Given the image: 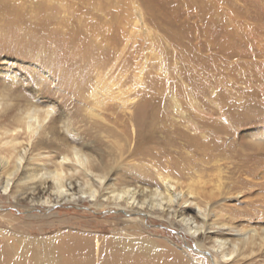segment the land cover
<instances>
[{
	"label": "rangeland",
	"instance_id": "rangeland-1",
	"mask_svg": "<svg viewBox=\"0 0 264 264\" xmlns=\"http://www.w3.org/2000/svg\"><path fill=\"white\" fill-rule=\"evenodd\" d=\"M5 3L7 10L0 13V93L6 94L11 105L34 102L61 113L78 141L67 144L125 172L137 166L154 174L156 164L141 155L119 159L96 141L94 130L92 138L86 136L93 122L89 109L106 120L158 114L168 130L195 137L211 135L220 143V151L212 152L218 154L215 162L195 155L177 139L180 146L169 148L170 154L162 155V164H177L184 171L180 176L183 184L189 179L203 183L198 196L205 201L211 198V208L229 215L233 229L264 228V169L261 164H248L254 169L248 174L242 167L243 154L251 151L244 144L253 143L257 133L264 135V0ZM93 101L102 103L101 110ZM244 117L253 122L237 124ZM201 119L213 125L203 124ZM0 122V158L5 159V165L0 163L1 175L13 162L2 147L10 138L2 130L15 126ZM211 126H222L227 132L213 135ZM58 138L64 139L61 134ZM17 139L25 144L24 136ZM91 140L93 152L86 150ZM34 146L30 156L36 153ZM41 151L49 152L41 161L48 169L64 152L57 143ZM219 171L221 190L217 192L213 185ZM3 181L0 176V184ZM21 190L17 185L10 196L0 194V238L6 237L8 248L17 239L54 240L60 232L81 228L85 233L88 226L99 231L101 225H107L104 221L114 223V213L101 211L86 199L33 210L28 200L18 196ZM160 222L145 226L150 236V231H156L155 239L171 240L185 251V246L194 248ZM259 259L262 262L254 264H264V255ZM208 263L212 264L211 259Z\"/></svg>",
	"mask_w": 264,
	"mask_h": 264
},
{
	"label": "bare ground",
	"instance_id": "bare-ground-1",
	"mask_svg": "<svg viewBox=\"0 0 264 264\" xmlns=\"http://www.w3.org/2000/svg\"><path fill=\"white\" fill-rule=\"evenodd\" d=\"M3 2L0 0V13L7 10ZM37 104L14 106L6 100L4 92L0 93V121L15 126L2 130L3 136L10 137L2 142V147L7 148L13 162L10 168L7 161L9 169L0 175L4 178L0 194L10 196L11 189L20 185L22 190L18 196L28 200L33 210L86 199L91 206L114 213V223L104 221L107 225H101L99 231L88 226L85 233L81 228L60 232L54 240L17 239L11 248L6 237L1 236L0 264H209L210 259L212 264H254L262 260L259 258L264 255V228L233 229L229 215L226 217L211 208V198L205 201L198 196L197 190L202 189L203 183L189 179L184 185L180 181L184 171L181 173L173 162L167 166L161 162L162 155L170 154L169 148L180 146L177 139L195 155H205L213 161L218 154L212 152L220 151V143L214 137H195L189 132L168 130L164 118L158 114L115 116L106 120L89 109L93 122L86 129V136L92 138L94 130L96 141L119 159L125 155V158L141 155L155 162L154 174L143 167H133L140 168L138 176L132 166L126 172L120 167L115 169L67 144L78 142L70 134L68 120L61 113ZM94 105L101 110V102ZM201 121L213 125L210 121ZM252 122L248 117L237 120V124ZM1 125L0 122V128ZM210 132L214 135L227 130L211 126ZM60 134L65 140L58 138ZM18 136L25 137V144ZM54 143L62 145L64 152L54 158L52 169H48L41 161L48 158L49 152L41 150ZM33 145L36 153L30 156ZM244 146L246 150L251 149L242 157L246 173L253 174L254 169L248 166L252 163L261 164L260 169H264V135L257 133L254 142ZM86 148L94 151L92 140L86 143ZM155 149L161 151L155 152ZM0 163L5 165V159L0 158ZM213 190H221L220 171ZM158 221L177 236H184L194 248L185 246V251L171 240L155 239L156 231H150V236L145 226Z\"/></svg>",
	"mask_w": 264,
	"mask_h": 264
}]
</instances>
